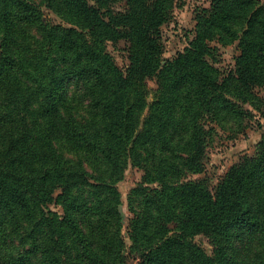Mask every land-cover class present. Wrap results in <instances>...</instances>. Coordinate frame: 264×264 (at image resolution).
Returning <instances> with one entry per match:
<instances>
[{"label":"trees","instance_id":"trees-1","mask_svg":"<svg viewBox=\"0 0 264 264\" xmlns=\"http://www.w3.org/2000/svg\"><path fill=\"white\" fill-rule=\"evenodd\" d=\"M176 5L0 0V264H124L128 164L143 172L127 199L138 264H264V134L212 188L188 178L204 171L213 125L239 123L255 88L264 108V3L210 0L164 60ZM119 41L125 71L107 51ZM210 41H237L231 68L211 62Z\"/></svg>","mask_w":264,"mask_h":264},{"label":"rangeland","instance_id":"rangeland-1","mask_svg":"<svg viewBox=\"0 0 264 264\" xmlns=\"http://www.w3.org/2000/svg\"><path fill=\"white\" fill-rule=\"evenodd\" d=\"M177 5L174 7L172 18L162 26V40L164 44L163 59H169L176 52L183 50L194 38L196 29V13L202 7H209L210 0H175ZM264 3V0H260ZM47 19L54 24L62 21L49 9H42ZM209 50L213 55L214 63L222 71L233 66L235 57L240 54L237 48V41L222 45L216 41L208 42ZM107 51L113 57L114 63L122 71H125L129 64L126 45L123 41L115 44L108 42ZM149 95L146 100L148 103L153 101L154 93L157 88L156 80H148ZM255 104L248 102L242 104L247 110L243 119L239 123H225L222 126L213 125V130L208 136V142L204 154V171L200 173L189 174L191 179H206L212 188L219 179L226 173L228 168L244 155H253L256 151L257 143L264 134V108L261 107L260 99L262 89L255 88ZM260 98V99H259ZM147 108L144 110V115ZM142 170L136 166L128 164L124 170V175L117 182L116 187L121 195V204L118 209L122 215L123 227L121 233L125 240L123 254L126 258L124 264H138L137 254L131 249V240L127 233V224L131 216L127 199L131 190L141 181ZM56 190L54 194H57ZM59 214H62V207L53 203L49 204ZM195 242L200 245L208 254L211 253L212 246L209 239L198 234L195 236Z\"/></svg>","mask_w":264,"mask_h":264}]
</instances>
